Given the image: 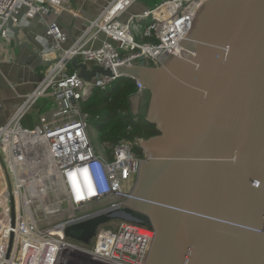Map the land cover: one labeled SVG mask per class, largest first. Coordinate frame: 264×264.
Masks as SVG:
<instances>
[{
  "label": "water",
  "instance_id": "obj_1",
  "mask_svg": "<svg viewBox=\"0 0 264 264\" xmlns=\"http://www.w3.org/2000/svg\"><path fill=\"white\" fill-rule=\"evenodd\" d=\"M8 27L31 50L23 27ZM179 43L190 53H170L159 68L115 65L143 85L131 113L159 132L140 143L148 159L124 211L156 231L146 264H264V0L196 4ZM71 63L87 81L111 75ZM11 203L14 224L12 191ZM114 216L73 224L66 236L90 243Z\"/></svg>",
  "mask_w": 264,
  "mask_h": 264
},
{
  "label": "built area",
  "instance_id": "obj_2",
  "mask_svg": "<svg viewBox=\"0 0 264 264\" xmlns=\"http://www.w3.org/2000/svg\"><path fill=\"white\" fill-rule=\"evenodd\" d=\"M137 1L111 0L66 47L69 37L57 17L65 11L79 15L70 0H0V38L11 36L10 19L22 27L40 15L46 25L40 52L46 73L0 126V264H146L156 231L124 211L148 159L143 138L103 142L99 149L82 102L121 77L133 79L137 90L143 87L136 77L118 74L116 64L136 66L143 58L161 64L170 53L189 54L179 41L191 28L196 4L205 0H163L123 20ZM49 14L56 18L47 20ZM74 57L111 75L87 81L72 65ZM43 98L55 109L42 112L39 124L25 126ZM109 213L115 216L98 226L90 243L66 236L69 226Z\"/></svg>",
  "mask_w": 264,
  "mask_h": 264
},
{
  "label": "crops",
  "instance_id": "obj_3",
  "mask_svg": "<svg viewBox=\"0 0 264 264\" xmlns=\"http://www.w3.org/2000/svg\"><path fill=\"white\" fill-rule=\"evenodd\" d=\"M70 1L72 8L79 15L74 16L71 11H65L57 17L69 37L65 44L66 47L83 34L86 21L97 18L111 0ZM139 3L140 0L135 2L130 9ZM146 8L148 6H144L141 11L133 13H128L129 9L122 18L127 20L131 14L141 13ZM53 18H56L54 14L46 16L47 20ZM22 27L20 38L22 41L29 42L31 50L26 46H20L13 34L9 38H0V126L11 120L18 106L28 94L35 90L46 73V65L35 53H40L44 48L43 38L46 36L44 21L38 15L30 19L29 24ZM158 64L162 66L164 63ZM28 117L24 119V125L34 126L33 120Z\"/></svg>",
  "mask_w": 264,
  "mask_h": 264
},
{
  "label": "trees",
  "instance_id": "obj_4",
  "mask_svg": "<svg viewBox=\"0 0 264 264\" xmlns=\"http://www.w3.org/2000/svg\"><path fill=\"white\" fill-rule=\"evenodd\" d=\"M199 16L200 14L197 18ZM136 91L137 86L133 79L121 77L106 90L94 89L82 102L83 111L88 113L89 121L95 126L93 141L99 149L103 142L114 144L124 138L147 139L159 133L155 124L143 117L136 118L131 113L129 99ZM138 150L143 153L142 149Z\"/></svg>",
  "mask_w": 264,
  "mask_h": 264
},
{
  "label": "rangeland",
  "instance_id": "obj_5",
  "mask_svg": "<svg viewBox=\"0 0 264 264\" xmlns=\"http://www.w3.org/2000/svg\"><path fill=\"white\" fill-rule=\"evenodd\" d=\"M161 0H140V3L137 4L136 6H134L133 8H131L129 10L128 13H133V12H138L141 11L143 9V7L148 6V7H152L154 6L156 3L160 2ZM132 15V14H131ZM151 59L148 58H143L142 60L139 61L140 65L142 66H149V67H155V68H159L161 67L157 62H152L150 61ZM150 64V65H149ZM39 105H40V109H39ZM55 109V106L52 105V100H50L49 98H43L39 101V103L36 105V107H34L30 113H29V119L33 120V123L35 125L39 124V118L42 112L47 113L51 110ZM136 118H138V116H135ZM87 126L89 128L90 131H95V126L94 124H92L91 122H87Z\"/></svg>",
  "mask_w": 264,
  "mask_h": 264
}]
</instances>
